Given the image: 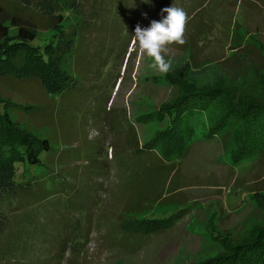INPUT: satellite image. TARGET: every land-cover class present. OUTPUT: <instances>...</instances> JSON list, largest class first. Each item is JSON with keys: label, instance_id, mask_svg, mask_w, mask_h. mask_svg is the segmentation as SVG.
<instances>
[{"label": "rangeland", "instance_id": "rangeland-1", "mask_svg": "<svg viewBox=\"0 0 264 264\" xmlns=\"http://www.w3.org/2000/svg\"><path fill=\"white\" fill-rule=\"evenodd\" d=\"M1 2L42 41L55 35L36 10ZM172 5L187 13L186 43L167 46L161 73L132 36ZM81 10L82 24L66 13L80 27L71 92L0 82L14 124L51 147L36 171L40 191L4 206L0 264H198L264 229V152L238 158L241 126L221 122L228 105L264 100V0H97ZM211 88L225 92L191 118L188 153L164 161L152 141L172 108ZM177 214L163 233L126 230L130 218Z\"/></svg>", "mask_w": 264, "mask_h": 264}, {"label": "trees", "instance_id": "trees-1", "mask_svg": "<svg viewBox=\"0 0 264 264\" xmlns=\"http://www.w3.org/2000/svg\"><path fill=\"white\" fill-rule=\"evenodd\" d=\"M17 1L22 7L45 16L55 35L42 41L35 24L19 21L0 0V82L5 78L36 81L53 96L71 92L73 79L66 65L77 50L78 26L83 19L81 8L97 0ZM68 12L79 15V23L66 15ZM88 20L81 28L88 26ZM224 92L215 88L191 91L172 108L168 129L152 141L153 149H159L164 161L174 164L186 156L192 138L191 118L206 110ZM10 107L0 98V236L10 224V216L3 210L5 204L13 207L15 199L22 202L40 191L42 186H37L36 171L44 166L43 155L51 151L48 140L38 139L14 124L8 113ZM221 122L224 127L241 126L238 158L264 152V100L258 102L247 98L240 106L228 105ZM178 215L165 219L130 218L125 226L126 230L136 234L163 233L169 230ZM198 264H264V229L250 232L242 241L226 246L223 254Z\"/></svg>", "mask_w": 264, "mask_h": 264}, {"label": "clouds", "instance_id": "clouds-1", "mask_svg": "<svg viewBox=\"0 0 264 264\" xmlns=\"http://www.w3.org/2000/svg\"><path fill=\"white\" fill-rule=\"evenodd\" d=\"M160 17V20H152L147 28L137 24L132 40L138 43L142 53L153 59L151 66L154 69L167 73L171 67V58L165 60L163 54L168 51V45L186 43L184 32L188 17L182 8L173 5L161 9Z\"/></svg>", "mask_w": 264, "mask_h": 264}]
</instances>
